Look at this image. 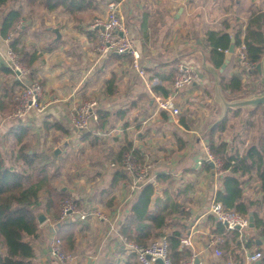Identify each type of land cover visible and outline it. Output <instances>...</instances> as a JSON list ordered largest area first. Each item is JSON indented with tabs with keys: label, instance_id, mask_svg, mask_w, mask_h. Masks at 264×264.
I'll return each instance as SVG.
<instances>
[{
	"label": "crops",
	"instance_id": "0c3cea01",
	"mask_svg": "<svg viewBox=\"0 0 264 264\" xmlns=\"http://www.w3.org/2000/svg\"><path fill=\"white\" fill-rule=\"evenodd\" d=\"M106 1L89 0L87 7L70 13L61 6L50 11L15 0L21 14V28L15 32L18 55L27 68L21 77L8 69V41L0 36V154L9 165L21 168L22 161L15 157L24 145L27 155L48 165L49 186L63 195L47 206L46 189L38 193L37 208L46 220L29 239L34 251L29 264H59L51 254L52 239L58 235L71 241L66 264H138L132 251L138 245L125 239L121 226L147 185L153 187L150 212L168 213L160 228L146 221L152 227L150 241L179 233L180 240L190 241L181 246L192 253L194 264H251L246 256L253 251L262 257L252 264H264L261 229L254 225L243 234L224 232L208 212L211 202L218 201L223 179L206 160L212 134L215 144L226 143L231 154L242 155L253 144L264 146V106L225 108L222 102L261 92L262 73L241 65L238 45L226 66L221 70L227 50L216 67L207 39L211 30L232 38L241 30L239 44H244L250 14L264 11V0H120L137 68L131 54L95 50L96 31L90 25L105 16ZM11 6L0 7V16ZM180 62L192 65L196 76L174 92ZM231 77L241 81L240 92L223 87ZM33 80L42 86L41 110L11 118L14 95L23 82ZM168 96L174 97L181 113L171 115L157 107V100ZM89 101L96 103L89 126L76 130L72 115ZM99 110L105 114L100 124ZM220 124L223 129L218 130ZM228 129L230 135L225 134ZM126 152L145 172L144 180L124 168ZM236 176L242 182V201H252L246 204L249 212L264 218V190L256 171ZM67 198L76 201L77 212L60 218L61 202ZM138 233L133 228L132 234ZM4 253L0 242V255Z\"/></svg>",
	"mask_w": 264,
	"mask_h": 264
},
{
	"label": "trees",
	"instance_id": "16d2710c",
	"mask_svg": "<svg viewBox=\"0 0 264 264\" xmlns=\"http://www.w3.org/2000/svg\"><path fill=\"white\" fill-rule=\"evenodd\" d=\"M15 0H0V7L10 3L12 6L1 11L0 16V36L7 38L12 31L14 24L21 19L19 8ZM28 5L40 4L47 10H54L62 7L64 10L74 13L88 6L89 0H24ZM237 31L234 35V45H239L240 38ZM231 36L228 33L208 31L207 39L212 47L211 60L216 67H219L224 59L225 51L231 43ZM18 33H14L9 40V46L18 54L20 53ZM243 42L246 56L252 63L257 64L264 53V11H253L244 28ZM13 72L10 68H8ZM231 92H240L242 85L237 77H231L223 85ZM166 95V93H164ZM15 97L14 102L15 105ZM3 110V109H2ZM12 111V110H11ZM105 114L97 111L98 124ZM102 126V123L101 125ZM218 130L223 129L220 124ZM208 148L213 156L222 160L223 187L217 192L216 200L222 202L226 207L233 208L237 212L247 215L251 202H243L242 182L237 174L250 173L256 171L264 190V146L251 145L242 155L231 154L226 148V143L215 144L213 134L209 136ZM129 147L123 148V151ZM16 161H22L21 168L9 165L0 154V242L5 248V253L0 255V264H29L34 256V251L30 238L38 235V223L33 214V210L40 206L38 193L45 188L50 199L47 206L53 204L63 197L49 186L47 168L48 165L37 163L36 159L25 153L24 145L18 149ZM230 171L228 173L227 171ZM153 187L147 185L136 204L132 207L130 215L121 226V233L126 240H131L138 246H145L153 238L151 228H160L166 225L168 213L153 214L149 210L150 196ZM264 199V198H263ZM254 225L264 233V218L257 216L253 212ZM145 221V222H144ZM152 222V227L147 222ZM220 223V222H219ZM224 232L225 227L220 223ZM133 228L139 233L134 236ZM227 231V230H226ZM230 232V231H228ZM234 232V231H233ZM236 232V231H235ZM234 232V233H235ZM61 242L63 250L66 252L71 248V241L67 236H57ZM170 247V256L173 264H182L189 257L191 252L185 250L180 243L179 233H174L167 237ZM68 252V251H67Z\"/></svg>",
	"mask_w": 264,
	"mask_h": 264
},
{
	"label": "built area",
	"instance_id": "2783aa9c",
	"mask_svg": "<svg viewBox=\"0 0 264 264\" xmlns=\"http://www.w3.org/2000/svg\"><path fill=\"white\" fill-rule=\"evenodd\" d=\"M90 27L96 31L95 50L101 54L110 52L118 54H131L133 65L137 68L138 55L134 50L133 39L130 36L126 22L120 12V0L106 1V14L104 17L95 18ZM21 28V22L17 21L14 24L12 31L5 38L6 41L12 38L13 34ZM236 53L241 65L248 71L255 67V63L248 60L246 56L245 45L239 44L236 48ZM7 62L6 65L15 72L19 77L27 74V68L21 62L19 55L9 45L6 51ZM142 71L139 74L142 75ZM196 76L195 69L192 65L180 62L176 66V75L172 81V90L174 92L182 90L189 86ZM42 95L41 84L36 81L23 82L21 88L18 90L15 97V105L10 115L11 118H23L31 110L40 111V98ZM95 102H83L78 105L72 115V126L76 130H85L89 126L90 118L94 114ZM157 107L164 110L171 115L180 113L173 96L159 98L157 100ZM207 161L213 162V168L217 175L222 174V160L207 154ZM124 168L136 174L139 178L145 177V172L134 161L131 152H126L123 157ZM144 180V179H143ZM77 212V203L73 198H67L61 202L60 218H64L69 214ZM208 212L215 216L216 220L222 223L227 231H237L244 233L249 227V219L247 216L237 212L233 208H228L220 201H213L209 205ZM217 241H220L219 239ZM181 245L188 246L190 241L188 238L180 240ZM132 251L135 254L138 264H173L170 256L169 242L166 236H160L150 241L145 246H134ZM51 254L56 258L59 264H66L71 258L61 246V242L57 236H54L51 243ZM217 255H221L220 250H216ZM262 257L260 251L250 252L246 256L249 263H255ZM182 264H194V257L191 256Z\"/></svg>",
	"mask_w": 264,
	"mask_h": 264
},
{
	"label": "water",
	"instance_id": "95a60500",
	"mask_svg": "<svg viewBox=\"0 0 264 264\" xmlns=\"http://www.w3.org/2000/svg\"><path fill=\"white\" fill-rule=\"evenodd\" d=\"M53 32H55V34L57 35V37L59 36V32L57 28H53L52 29ZM234 50V38H231V43L227 49V55L226 58L223 62V64L221 65V70L226 66L227 62L229 61V59L232 56ZM255 69L258 70L260 73H262L263 75V86H264V53L261 57V59L259 60V62L255 65ZM222 102L225 108H251V107H256L258 105H263L264 106V88L263 90L257 93H253V94H243V95H239L237 96L235 99L233 100H226L224 98H222ZM59 149L56 148L54 150V154L58 153ZM208 164L213 167V162L209 161ZM33 214L35 215V218L37 220V223H42L46 220V216L43 213L41 208H35L33 211ZM79 214H77L78 216ZM248 219H249V226L253 227L254 226V220H253V215L252 212H249L248 215Z\"/></svg>",
	"mask_w": 264,
	"mask_h": 264
},
{
	"label": "rangeland",
	"instance_id": "374dc122",
	"mask_svg": "<svg viewBox=\"0 0 264 264\" xmlns=\"http://www.w3.org/2000/svg\"><path fill=\"white\" fill-rule=\"evenodd\" d=\"M9 45V44H8ZM42 87V86H41ZM21 88V87H20ZM249 89V87L247 86V85H244V88H243V91H247ZM182 112V111H181ZM180 112V113H181ZM231 130L230 129H228L227 131H226V135H230L231 134ZM63 201V200H62Z\"/></svg>",
	"mask_w": 264,
	"mask_h": 264
}]
</instances>
